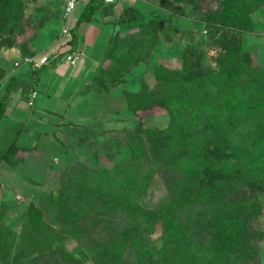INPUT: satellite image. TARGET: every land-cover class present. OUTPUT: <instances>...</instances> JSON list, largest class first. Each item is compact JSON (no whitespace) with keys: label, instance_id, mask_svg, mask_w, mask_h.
<instances>
[{"label":"trees","instance_id":"1","mask_svg":"<svg viewBox=\"0 0 264 264\" xmlns=\"http://www.w3.org/2000/svg\"><path fill=\"white\" fill-rule=\"evenodd\" d=\"M174 1L191 3L214 30L223 26L250 30L251 13L264 5V0H164L163 4L169 8ZM102 3L85 2L70 29L69 52L76 45L77 25L93 20ZM24 8V0H0V49L14 46L25 32L29 21ZM139 14L135 7H125L112 21L136 28L113 32L105 50L108 63L95 80L117 86L123 74L151 55L162 23L157 17L135 22ZM253 59L228 48L217 71L205 72L193 62L181 68L155 66L153 83H143L138 92L127 91L126 103L132 111L164 107L170 114L167 126L146 139L129 132L131 157L120 164L101 169L80 163L69 167L56 196L61 207L59 228L49 227L42 211L29 207L18 260L83 264L63 245L54 246L70 236L94 264H261V233L245 211L249 196L264 188V70ZM40 68L23 77H9L0 98V119L13 98L35 88ZM4 75L0 67V80ZM20 132L21 128L0 149V163H9L19 150ZM155 175L169 198L144 208L140 200ZM231 194L243 195L244 202L230 204ZM158 226L159 237L153 239Z\"/></svg>","mask_w":264,"mask_h":264},{"label":"rangeland","instance_id":"2","mask_svg":"<svg viewBox=\"0 0 264 264\" xmlns=\"http://www.w3.org/2000/svg\"><path fill=\"white\" fill-rule=\"evenodd\" d=\"M86 1L80 0L72 14H77L80 2ZM139 1L140 3H136L140 14L135 22L157 17L162 23L158 44L151 55L123 74L122 82L117 86H111L104 79H93L82 89L79 99L74 96L73 102L79 100V103L71 105L76 115L68 120H47L49 125L45 128L36 126L37 121L34 120V123H30L29 131L21 128L26 133L21 141L18 140L19 150L8 161L9 175L5 169L0 168V198L3 201L0 207V264H26L28 261L27 257L18 260L17 254L22 226L29 219V207L39 208L45 223L49 227L59 228L61 207L56 196L60 183L66 180L69 167L80 163L89 169H101L120 164L131 157L129 132L146 139L154 130L167 126L170 114L164 107L154 106L151 109L132 111L126 103L127 91L138 92L143 83H153L155 66L181 68L193 62L198 63L205 72L217 71L223 55L231 48L242 54H251L254 63L264 70V5L251 13L252 28L240 31L227 26L211 29L187 1H174L169 8L163 4L164 0ZM64 2L65 0H24V18L29 23L13 45L27 54V45L24 43L28 37L41 26L60 18ZM133 25L126 30L135 29L136 26ZM2 48L10 46L3 45ZM105 60L102 67L108 63L106 57ZM0 61L3 64L12 62L11 58L5 57H1ZM20 64L21 62L19 66H22ZM7 79L4 75L0 85ZM36 96V105L40 104L42 98L45 99L41 92H37ZM21 115H17L14 122L0 120V149H5L10 144L11 130ZM13 170L19 174L16 179L10 176ZM168 198L164 184L155 175L140 203L144 208H152L166 202ZM228 201L234 205L237 202L243 203V195L231 194ZM247 203L245 211L253 217L254 225L261 233L258 252L261 264H264V188L253 192ZM159 234L158 226L152 238L158 239ZM59 244L83 264H94L86 250L70 236L55 242L54 246Z\"/></svg>","mask_w":264,"mask_h":264},{"label":"crops","instance_id":"3","mask_svg":"<svg viewBox=\"0 0 264 264\" xmlns=\"http://www.w3.org/2000/svg\"><path fill=\"white\" fill-rule=\"evenodd\" d=\"M136 2L140 3L139 0H103L102 5L95 11L93 20L82 21L77 25L75 29L76 45L73 52L78 58L75 64H70L65 58H60V56L56 60L52 59L56 54L64 55L70 53L69 41L72 34H60L63 25L61 17L51 21L50 24L41 26L28 37L30 40L26 48L27 54L16 46L0 49V60L1 57L11 58L12 60L8 64H3L0 61V67L5 71L8 79L12 75L23 77L24 74H27L33 68H39L33 66L32 62L25 61L26 59L37 60L44 55L52 59L49 63L41 65L40 79L35 88H32L36 92H41L42 96H45V99L42 98L40 104L36 105V96L33 100V105H28L29 98L26 96L29 93L26 95L22 94L21 97L13 98L10 101L5 115L0 119L6 120L5 122H14L15 117L22 114L19 117L20 119L18 118L19 120L15 121L16 125L13 129L11 128L12 139L20 128L22 130L28 129L29 131L30 123H34V120L35 122L37 121L36 126L45 128L49 125L47 124L49 120H68L72 115H76L71 105L78 104L79 100L76 103L73 102L74 96L79 99L82 96V89L100 72L101 67L106 62L105 50L110 45L113 32L117 28L125 31L131 26V23L113 24L112 21L118 18L125 7L132 6L140 11ZM79 5L80 10L77 14H72L69 20L71 28L76 25V20L83 10L85 3L80 2ZM19 61L22 66H19ZM7 81L0 85L2 88L0 94L3 93ZM29 82L30 86L33 85V78L29 79ZM37 88L41 90L38 91ZM25 133L21 131L18 135L17 145L19 147L18 140L21 141V137L25 136ZM37 134L40 133L38 132ZM0 168L5 169L8 172L6 174L9 175L10 167L8 163H0ZM11 172L10 176L12 179H16V176L19 174L15 173L14 170ZM3 183L5 182L3 181ZM1 195L2 190H0ZM2 203L3 201L0 198V207Z\"/></svg>","mask_w":264,"mask_h":264},{"label":"built area","instance_id":"4","mask_svg":"<svg viewBox=\"0 0 264 264\" xmlns=\"http://www.w3.org/2000/svg\"><path fill=\"white\" fill-rule=\"evenodd\" d=\"M80 0H65L62 11H61V18L64 22L61 28V34L64 35H70V26H69V20L72 15L73 9L76 7V4ZM107 1H112V0H107ZM60 55L56 54L52 59L58 58ZM60 58H65L67 62L70 64H75L77 61L78 56L74 52L66 53L63 56H60ZM51 59L47 56L44 55L40 57L37 60L34 59H26L25 61L27 62H32V65L35 67H40L43 64H46L50 61ZM37 92L35 89H32L29 94L26 96L28 99V105H33V100L36 96Z\"/></svg>","mask_w":264,"mask_h":264}]
</instances>
